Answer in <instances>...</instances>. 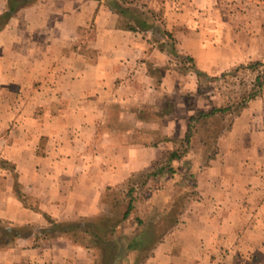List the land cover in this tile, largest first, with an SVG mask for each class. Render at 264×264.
<instances>
[{
	"label": "crops",
	"instance_id": "0c3cea01",
	"mask_svg": "<svg viewBox=\"0 0 264 264\" xmlns=\"http://www.w3.org/2000/svg\"><path fill=\"white\" fill-rule=\"evenodd\" d=\"M117 1L152 26L125 29L107 0H34L0 30V82L40 83L0 88V160L13 166L0 165V226L32 228L0 248V264H91L92 249L68 235L33 245L48 226L44 214L57 222L96 215L108 187L149 169L183 137L195 109L214 106H203L193 69L171 67L180 58L166 50L161 30L209 76L264 61L257 0L251 12L246 0ZM5 5L0 0V13ZM216 145L196 173L197 200L142 264H264L263 94ZM13 172L32 203L14 192Z\"/></svg>",
	"mask_w": 264,
	"mask_h": 264
},
{
	"label": "trees",
	"instance_id": "16d2710c",
	"mask_svg": "<svg viewBox=\"0 0 264 264\" xmlns=\"http://www.w3.org/2000/svg\"><path fill=\"white\" fill-rule=\"evenodd\" d=\"M33 1L34 0H6L5 8L0 13V30L16 11ZM107 2L111 9L116 10L125 18L122 25L125 29L135 31L136 29L134 25L140 28L152 26L151 23H148L144 18L138 15L133 9H131V7H124L119 4L117 0H107ZM122 3L128 4L129 2L122 0ZM161 34L166 37L164 43L166 50L173 56L180 58L182 62L190 63V68L193 69L198 79L201 77L206 79L219 78L218 76H209L206 73L199 71L195 68L192 63L193 60L190 57L179 55L174 48V38L170 32L161 30ZM238 68H245L254 73V77L249 84V89L236 98L231 100L228 99V101L220 106H212L208 110H197L190 115L187 118V128L183 137L174 141V146L171 150L160 154L151 167L144 171L138 183L128 182L123 196L113 200V211H115L114 209L120 204H123L124 206L118 219L111 217H95L81 218L67 222H57L50 216L44 214L48 226L37 230L33 236V245L36 247L41 244L53 243L62 235H68V237H71L72 235L82 234L89 241L91 246L84 243L76 244L89 249L98 248L101 253V259L98 264H130L132 260L134 263L136 258L140 257L143 253L147 254V252H150L155 245L163 239L166 232L165 230L162 231L156 224V219L163 215L166 210L162 207L164 210L160 209V214L152 212L145 217L139 216L135 213V211H137L135 204L139 199L138 194L139 192L147 190L148 194L145 197L147 203H150L151 206L158 205L159 202L154 199V197L157 193L167 190V184L175 179V174L181 176V183L189 188H196V173L198 169L201 168L193 167L187 163H183L179 168H175L173 162H180L185 158L188 152L191 151L193 147L192 141L197 137L200 125L206 124L209 120H214V123L215 121L220 122L228 115L234 117L243 107H245L249 100L258 95H264V92L262 93V91H264V61H252L246 65L241 64L236 66L233 70ZM224 74L225 73H222L221 75ZM229 128L230 125L226 130ZM205 129L208 130V127ZM222 132L223 130L214 133L215 135L213 136V139L209 141L213 146L216 145V141ZM201 134L202 133H200V136ZM198 141L204 146L207 143L202 136L199 137ZM214 155L215 151L209 153L206 159L210 160ZM0 165L11 171L13 169V166L4 160H0ZM12 177L14 179V192L25 204H27L14 172L12 173ZM172 185L175 186L176 184L172 182ZM107 190H109V187ZM133 212L135 215L131 216ZM181 212H183V208H181L180 213ZM173 222L176 224L178 222L177 218H175ZM31 234L32 228L27 224L22 226H11L5 223L0 226V248L9 245L17 237H28ZM148 255L149 253L145 255L144 258Z\"/></svg>",
	"mask_w": 264,
	"mask_h": 264
},
{
	"label": "rangeland",
	"instance_id": "374dc122",
	"mask_svg": "<svg viewBox=\"0 0 264 264\" xmlns=\"http://www.w3.org/2000/svg\"><path fill=\"white\" fill-rule=\"evenodd\" d=\"M235 2H239L240 4H244V0H234ZM246 9L250 12L256 9V7H260L262 10L264 9V0H246ZM254 2V5L251 4V2ZM125 19V18H124ZM91 27V26H90ZM87 31L84 33V36L89 40L93 37V31L91 28H87ZM15 48L16 46H10V50L8 52V58L10 66L13 67L16 61V55H15ZM12 49V50H11ZM180 59L172 58L169 63H171V67L174 68V70H178V72H185L188 69H190V63L188 62H179ZM248 64V63H247ZM169 66V65H167ZM225 73L224 75H218L219 78L216 79H206V78H199L198 79V90L201 94V102L204 104L203 106H206V102L209 101V105L214 106H220L228 99L236 98L237 96H240V94L246 92L249 89V84L252 81L254 77V73L249 71L245 68H238L236 70H230ZM221 76V77H220ZM37 84H40L38 81L36 82H12V81H3L0 82V88L2 86H5L8 91H16V86L23 85L25 87L23 88H34ZM264 91H262L263 93ZM212 96V98H209ZM17 100V99H16ZM20 101V100H18ZM18 101L13 103L14 106L18 104ZM205 102V103H204ZM26 103L31 104L30 98L26 100ZM192 104V102H191ZM209 109V108H208ZM207 109V110H208ZM201 110V109H200ZM197 111V109L194 110V113ZM233 119L232 115L225 116L223 120L220 122L215 121H208L204 125H200L198 128L197 137L195 140L193 139V147L190 152L183 158L180 162H174L173 166L175 168H179L183 163L190 164L193 167H200L204 168L208 165L209 160L206 159L207 155L209 153H213L215 151V154L219 152L218 146L211 144L209 141L213 139V136L215 135V132H220L223 130L222 134L226 131L228 126L231 123V120ZM214 123V124H213ZM208 127V130L205 128ZM205 129V130H204ZM201 136L206 140V145H201L198 141L199 137ZM220 133V136L222 135ZM212 137V138H210ZM217 142V141H216ZM144 172L141 174H137L135 176L127 178L124 182H122L120 185L115 187H110L109 190L105 191L102 195L101 200V210L99 213H97L94 216H90L88 218H95V217H111L114 219H118V217L121 215V212L123 210V204H120L115 211H113L112 206L114 203V199L121 198L123 196V193L125 192L127 188L128 182L138 183L140 181V177L143 175ZM175 179L170 181L167 184L166 191L159 192L154 197V199L158 200V205L151 206L150 203H147V200L145 197L148 194L147 190H144V192H139L138 194V201L135 204V208L137 211H135L136 214H138L141 217H145L148 214H151L152 212H155L156 214H160L161 210H166L163 215L158 217L156 219L157 227H160L162 231H166L164 234V237L168 235L174 227L180 222V218L182 215V212L180 213L181 208H183V211L188 207L189 204L193 203L198 198V192L196 189L189 188L188 186L181 183V176L178 174L174 175ZM172 182L176 185L173 186ZM152 185V183H151ZM150 185V186H151ZM122 193V194H120ZM31 199V198H29ZM27 201V203H32L31 200ZM173 200V201H172ZM175 201V202H174ZM105 202V203H104ZM161 203V204H160ZM162 207L164 209H162ZM135 213L133 212L131 216H134ZM177 218L178 222L174 224V219ZM163 237V238H164ZM69 240L73 241L74 243H84L89 244V241L84 237L82 234H76L69 237ZM158 244V243H157ZM91 246V245H90ZM150 252H147V254ZM100 250L98 248H92L91 251V264H98L99 260L101 259ZM146 253L142 254L140 257L136 258V261L133 263V260L130 264H142L145 260L144 256L147 255Z\"/></svg>",
	"mask_w": 264,
	"mask_h": 264
}]
</instances>
